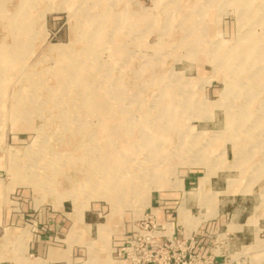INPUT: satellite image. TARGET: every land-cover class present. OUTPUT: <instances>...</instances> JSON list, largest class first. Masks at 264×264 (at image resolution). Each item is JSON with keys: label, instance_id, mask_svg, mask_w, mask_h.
Masks as SVG:
<instances>
[{"label": "rangeland", "instance_id": "1", "mask_svg": "<svg viewBox=\"0 0 264 264\" xmlns=\"http://www.w3.org/2000/svg\"><path fill=\"white\" fill-rule=\"evenodd\" d=\"M262 122L264 0H0V260H22L30 219L63 202L75 223L99 216L73 225L72 264L113 258L128 222L192 169L208 210V177L227 168L264 217ZM242 244L264 264V230Z\"/></svg>", "mask_w": 264, "mask_h": 264}, {"label": "crops", "instance_id": "2", "mask_svg": "<svg viewBox=\"0 0 264 264\" xmlns=\"http://www.w3.org/2000/svg\"><path fill=\"white\" fill-rule=\"evenodd\" d=\"M228 171L231 170L224 168L208 177L204 192L208 193V196L211 192L214 195L215 202L211 211L204 206L196 193L199 180L205 174L193 169L183 173L179 178L180 187L176 188V193L170 192L167 196L156 195L149 202L151 206H158L159 223L173 221V224L179 226L181 230L196 228L202 236L226 231L233 234L234 239L240 242L246 241L250 235L253 238L255 233H261L264 230V217L258 210V206L262 203L261 194L250 202L251 194L240 191L243 185L239 184L235 190H228V179L231 178H226L222 174ZM180 206L185 209L187 222L178 217ZM72 212V206H69L67 202H63L57 209L41 208L30 219L29 241L23 259L18 262L0 260V264H72L77 262L78 260H73V252L69 250L72 247L70 233L73 225L79 224L85 232H91V229L93 227L97 229L100 223L99 216L94 210L83 209L81 223L73 221ZM250 217L253 223L247 224ZM228 225H232L234 230L229 231ZM180 234L181 232H176V236ZM75 247L78 246L75 245ZM109 256L112 264H115L116 261L110 254ZM104 262V260H86L83 264Z\"/></svg>", "mask_w": 264, "mask_h": 264}, {"label": "built area", "instance_id": "3", "mask_svg": "<svg viewBox=\"0 0 264 264\" xmlns=\"http://www.w3.org/2000/svg\"><path fill=\"white\" fill-rule=\"evenodd\" d=\"M176 232L181 234L176 236ZM121 235L113 242L115 264L248 263L245 244L233 234L223 231L202 236L196 228L181 230L173 221L160 224L158 206H147Z\"/></svg>", "mask_w": 264, "mask_h": 264}, {"label": "bare ground", "instance_id": "4", "mask_svg": "<svg viewBox=\"0 0 264 264\" xmlns=\"http://www.w3.org/2000/svg\"><path fill=\"white\" fill-rule=\"evenodd\" d=\"M199 14L200 15H203V12H199ZM63 46L64 45H59V44H57V45H52L50 48H49V53L50 54H58L59 53V51L61 50V49H63ZM232 57H233V55L234 54H230ZM250 72L251 71H248L247 70V75L246 74H243V76H246V77H249V78H251V76H250ZM226 98V97H225ZM171 117V115L169 116V118ZM122 118V117H121ZM166 118H168V116H166ZM104 120H105V118H104ZM122 120V119H121ZM119 121H120V119H119ZM102 122V121H101ZM104 125V124H103ZM261 126H264V122H262L261 124H260ZM102 127V126H101ZM261 130L263 129V127H261L260 128ZM103 133V132H102ZM259 134V133H258ZM257 134V135H258ZM103 135V134H102ZM158 136H155V135H150V136H145L144 137V145L145 146H151V149L149 150V151H151V152H154L155 153V151H157L156 149H158L159 147H160V145H161V143L160 144H158L157 142H156V138H157ZM111 142V141H110ZM105 146L103 145L102 146V153H104V151H106V152H108V154H107V156H110V158H113L114 159V152H113V150L110 148V147H108V146H106V148H104ZM113 148V147H112ZM98 149H99V146L96 144V145H93V147L92 148H90V149H87L88 151V153H87V155H86V157H85V161L86 162H88V161H91L92 159H94L95 161L97 160V156H96V152H98ZM101 149V148H100ZM126 151H128V150H126ZM86 154V153H85ZM94 157V158H93ZM125 157V156H124ZM120 158V157H119ZM121 160V159H120ZM99 161H102L101 160V158L99 159ZM111 166H114L113 165V163H112V165ZM134 179V178H133ZM179 183V182H178ZM80 185V184H79ZM41 190V189H40ZM37 200H39V199H37ZM178 217L181 219V220H183L184 222H187V216H186V212H185V209H184V207L183 206H180L179 208H178ZM198 221V220H197ZM102 252H100V254H101ZM92 255V254H91ZM96 255V254H95ZM99 254L97 253V257L99 258V256H98ZM95 258V257H94ZM100 260H104L105 262L104 263H102V264H112V262L110 261L111 259L109 258V254L106 252L105 253V256L104 257H102ZM95 264V263H94Z\"/></svg>", "mask_w": 264, "mask_h": 264}]
</instances>
